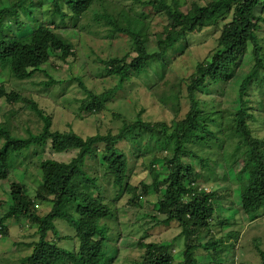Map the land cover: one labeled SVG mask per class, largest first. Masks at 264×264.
<instances>
[{
    "label": "trees",
    "instance_id": "1",
    "mask_svg": "<svg viewBox=\"0 0 264 264\" xmlns=\"http://www.w3.org/2000/svg\"><path fill=\"white\" fill-rule=\"evenodd\" d=\"M10 1L9 5L0 8V65L11 78L19 81L30 79L39 72L45 73L46 70L42 69V66L53 59L63 65L69 63L72 58H78L73 41L65 33L67 27L60 30L58 27L53 28L50 24H54V20L51 18H44L42 24L29 34L18 35V31H21L27 22L24 12L29 10L25 0ZM52 2L54 6L51 14L66 18L68 14L60 5L61 0ZM64 2L71 14L79 17L74 26L81 30V19L92 10L97 0ZM132 2L131 6L138 3L165 14L169 23L162 30L164 37L150 50L146 44L150 30L144 19L132 16L128 11L120 13V19L105 10L96 12L94 20L98 24L103 22L107 25L109 38L129 36L132 46L131 50L122 56L103 60L104 76L116 81L106 91L98 93L86 85L83 76L76 77L79 87L89 96L83 100L80 109L92 114L102 113L108 97L120 93L126 82L134 79L139 81L144 90L151 91L162 82V76L168 79L170 75L172 65L167 61V56L174 50L187 49L186 42L190 36L208 28L215 19V25L220 26L215 47L198 63L195 72L188 79H183L182 85H185L186 93L182 96L183 100L189 103L190 109L184 119H176L175 114L174 121L165 125L166 130L145 121L142 115L146 109L142 108L135 119L123 117L116 133L111 128L104 134L83 137L73 129H54L52 117L44 113L38 103L24 98L23 93L16 89L8 91L7 84L2 82L0 100L6 98L13 104L23 99L38 112L44 126L40 133L29 132L26 137L14 135L10 129L0 126V179L7 176L9 154L14 160L15 156L31 147L46 145L50 148L48 156L36 151V155L31 159L32 164H40L43 173L41 179L37 180L38 187L26 190L23 189L22 183L13 184L12 203L7 213L0 218L1 236L10 234L3 222L11 217H25L38 226L39 238L28 245L32 251L21 258L19 264H114L126 255L133 264H176L171 252L172 243L154 244L131 239L132 233H126L129 225H121L118 220V204L114 209L103 199L102 191L100 192L99 180L105 179V176L112 177L121 193L117 200L122 194L128 193L131 195L128 204L140 207L141 196L138 195V188L126 182L132 158L129 154L142 155L143 146L156 139L163 145L160 150L168 164L170 176V183L158 200L159 213L166 215L165 221H177L182 227L181 234L185 235L186 243L182 264H199L200 254L210 255L211 260L207 259L210 263L225 264L223 257L227 248L222 236L217 239L212 235L205 243L198 240L202 229L212 230L218 224L210 219L216 214L214 199L218 193L199 187L197 183L202 178L201 172L193 173L195 167L184 161L183 155L191 153L199 156L203 166H208L210 159L201 154L197 155L192 149L193 146L198 145V150L205 151L213 148L216 143V151L219 150L218 154H223V147L228 141L225 137H219V134L226 129H233L240 136L239 143L246 142L254 163L249 178L242 186V207L251 218H256V214L264 208V137L255 135L250 123V119L255 118L257 113L264 118V100L260 107L252 108L253 98L256 97L253 86L259 77H264V31L261 29L264 17L259 11L264 10V0H211L204 3L194 1L187 11L181 9L180 0ZM259 5L261 8H258ZM10 24H15L17 32L7 28ZM238 75H242L237 89L239 107L232 111L222 107L217 109L211 99L224 95L229 82ZM54 83L51 79L43 84L50 86ZM200 93L203 97L198 95ZM115 116L121 117L119 114ZM123 141L130 147L120 151L119 143ZM98 143L105 144L101 151L104 154V165L99 167L104 172L99 179L87 171V161L92 154L98 153ZM68 151L77 153L68 162L58 159L59 155ZM50 154L56 156H49ZM152 165L154 166V162L151 161L150 168L157 174L152 184L158 188L159 175ZM78 178L90 187L98 189L100 198L75 189L73 184ZM150 186L143 184L142 193H149ZM30 196H37L42 202H48L51 209L45 215L33 211ZM57 220H62L72 227L74 233L60 236ZM108 221L113 224L109 226ZM228 222L229 220L224 219L221 224ZM51 232H54L53 238H49ZM231 235L235 236V231L229 232L228 236ZM111 236L114 237L118 248L112 257L107 248ZM137 247L143 249L140 257L132 255V251ZM256 248L264 262V249L258 243ZM123 252H126L124 256Z\"/></svg>",
    "mask_w": 264,
    "mask_h": 264
},
{
    "label": "rangeland",
    "instance_id": "2",
    "mask_svg": "<svg viewBox=\"0 0 264 264\" xmlns=\"http://www.w3.org/2000/svg\"><path fill=\"white\" fill-rule=\"evenodd\" d=\"M52 1L25 0L24 3L29 10L24 12L27 22L24 28L18 31V35L29 34L30 31L42 24L44 18H51L54 20V24H50L53 28L58 27L60 30V28L67 27L65 33L73 41L78 58H72L69 63L63 65L60 64V61L53 59L42 66V69L46 70V74L39 72L30 79L20 81L11 78V75L7 71L4 72L3 66L0 65V84L5 82L8 91L16 89L23 93L24 98L38 103L44 113L52 117L54 129L63 131L73 129L83 137L97 133L104 134L111 128L116 133L123 117L135 119L142 108L146 109L142 115L143 119L156 124L163 130L167 128L165 125H170L174 121L175 114H177L176 119L181 120L186 117L190 108L189 103L183 100L182 96L186 93V87L182 85L183 79H188L195 72L198 63L207 57L215 47L216 37L220 33V26L215 25V19L211 21L208 28L190 36L189 41L186 42L187 49L174 50L167 56V61L172 65L168 79L162 76V82L154 86L151 91L144 90L136 79L128 81L120 93L108 97L102 113L94 112L92 114L80 109L83 100L88 99L89 96L79 87L76 77L83 76L86 85L98 93L106 91L116 81L104 76L103 60L117 55L122 56L128 53L132 46L129 36L120 35L114 39L109 38L110 33L107 30V25L103 22L101 24L95 22L96 12L105 10L120 19V15L124 11H128L132 16L136 15L144 19L150 30V35L146 39L150 50H153L157 46L158 40L164 37L162 30L169 23V19L165 14L159 13L149 6L146 7L138 3L136 6H131L132 0H97L92 10L81 19L83 23H79L81 26V30H79L74 26L79 17L71 14L64 0H61L60 5L68 14L66 18L51 14L54 6ZM194 1L204 3L211 0H180L181 9L187 11ZM10 2V0H0V8L9 5ZM127 6L129 7L127 8ZM260 6L258 8H261ZM259 11L264 17V10ZM7 28L16 31L15 24H10ZM261 29L263 32L264 20ZM54 58L57 59L56 56ZM51 79L55 81L54 84L50 86L43 84ZM241 79L242 75L234 77L227 85L224 95L214 96L211 99L217 109L220 110L222 107L227 111H232L239 107L237 89ZM253 87L256 97L253 98L252 108L256 109L262 105L264 100V77H259ZM198 95L203 97L202 93ZM117 114L121 117H116ZM250 123L255 135L264 137V118L261 114L257 113L255 118L250 119ZM0 126L10 129L14 135L26 137L29 132L40 133L43 130L44 122L38 112L23 99L12 104L6 98H2L0 100ZM219 137H225V140L228 141L223 147V154H218L219 150L216 151V143L213 148H208L205 151L198 150V145L193 146L194 148L191 147L197 155L201 154V156L210 159L208 166H203L201 159L195 154L183 155L184 161L195 167L193 173L201 172L202 178L198 181V186L205 188L206 191L218 193L214 199L216 214L210 218L218 224L212 230L202 229L198 240L205 243L212 235L217 239H220L221 236L224 237V244L227 247L225 248L226 252H223L225 257H223V263L225 264H264L256 248L258 243L264 249V208L256 214V218H251L246 215L242 207V186L249 178V173L254 166L251 154L246 142L239 143L240 136L233 129L220 132ZM154 143L155 145H153ZM104 146L105 144L98 143V153L92 154L87 161V171L98 179L104 172L99 168L104 165V154L101 152ZM119 146L120 151L128 150L130 147L126 141L119 143ZM153 147L155 148L153 149ZM162 148V143L156 139L143 146L142 155L129 154V157L132 158L126 182L138 188V195L141 196L140 207L128 204L131 197L128 193L122 194L117 200V196L121 193H119V188L115 185L112 177L105 176V179L99 180L100 192L102 191L103 199L110 203L114 209L118 204L116 208L118 220L121 225H129L126 233H132L131 239L154 244L172 243L171 252L175 262L182 264L186 244L185 235L181 234L182 227L177 221H165L166 215L159 213L158 200L170 183L169 167L165 162L162 150H160ZM36 151L48 156L47 152H50V148L46 145L31 147L15 156L14 160L9 154L7 176L0 179V218L7 213L12 203L13 184L22 183L24 184L23 189L26 190L38 187L37 180L41 179L43 173L40 164L31 162ZM76 153L77 151H68L59 155L58 159L68 162ZM49 156L55 157L56 155L50 154ZM36 161L40 162L39 159ZM151 161L154 162V166H152L159 175L158 188L152 184L157 174L150 168ZM143 184L151 185L149 193H142ZM73 186L79 191L100 198L98 189L90 187L81 178L76 179ZM30 197H32L33 211L45 215L51 209L48 202H42L37 196ZM224 219L229 222L221 224ZM107 223L109 226L113 224L111 221ZM3 224L10 230V234L0 236V264H19V260L32 251L31 246L28 245L39 238L38 226L31 219L25 217H11L5 219ZM56 224L60 236L74 233V229L64 221L57 220ZM232 231H235L236 235L229 237V232ZM53 235L54 232H51L49 238H53ZM107 248L110 250V254L112 253L111 257L117 252L118 248L113 236L110 237ZM142 251L143 249L137 247L132 251V255L140 257ZM125 254L126 252H123V256ZM205 256L198 255L199 264H213L208 262L211 260L210 255ZM127 257L126 255L124 258H119L120 260L114 264H133Z\"/></svg>",
    "mask_w": 264,
    "mask_h": 264
},
{
    "label": "crops",
    "instance_id": "3",
    "mask_svg": "<svg viewBox=\"0 0 264 264\" xmlns=\"http://www.w3.org/2000/svg\"><path fill=\"white\" fill-rule=\"evenodd\" d=\"M7 225V224H6ZM9 227V226H8ZM10 228V227H9Z\"/></svg>",
    "mask_w": 264,
    "mask_h": 264
},
{
    "label": "clouds",
    "instance_id": "4",
    "mask_svg": "<svg viewBox=\"0 0 264 264\" xmlns=\"http://www.w3.org/2000/svg\"><path fill=\"white\" fill-rule=\"evenodd\" d=\"M0 236H1V234H0Z\"/></svg>",
    "mask_w": 264,
    "mask_h": 264
}]
</instances>
